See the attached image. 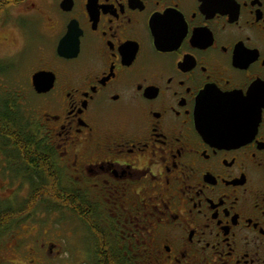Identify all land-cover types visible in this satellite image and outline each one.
<instances>
[{
  "label": "flooded vegetation",
  "instance_id": "obj_1",
  "mask_svg": "<svg viewBox=\"0 0 264 264\" xmlns=\"http://www.w3.org/2000/svg\"><path fill=\"white\" fill-rule=\"evenodd\" d=\"M0 264H264V0H0Z\"/></svg>",
  "mask_w": 264,
  "mask_h": 264
},
{
  "label": "rangeland",
  "instance_id": "obj_2",
  "mask_svg": "<svg viewBox=\"0 0 264 264\" xmlns=\"http://www.w3.org/2000/svg\"><path fill=\"white\" fill-rule=\"evenodd\" d=\"M62 215H63V214H62ZM62 215H61L60 213H57L56 216H55V218H57V219H61V220L66 219V217H65L64 215H63V216H64V217H63Z\"/></svg>",
  "mask_w": 264,
  "mask_h": 264
}]
</instances>
